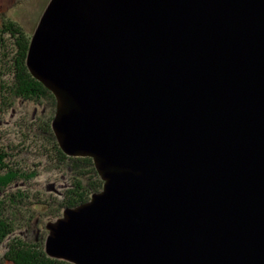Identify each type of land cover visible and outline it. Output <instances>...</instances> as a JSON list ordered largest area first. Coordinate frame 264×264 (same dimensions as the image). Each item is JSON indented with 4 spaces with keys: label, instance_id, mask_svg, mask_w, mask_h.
Masks as SVG:
<instances>
[{
    "label": "water",
    "instance_id": "1",
    "mask_svg": "<svg viewBox=\"0 0 264 264\" xmlns=\"http://www.w3.org/2000/svg\"><path fill=\"white\" fill-rule=\"evenodd\" d=\"M26 66L104 181L49 257L264 264V0H50Z\"/></svg>",
    "mask_w": 264,
    "mask_h": 264
},
{
    "label": "trees",
    "instance_id": "2",
    "mask_svg": "<svg viewBox=\"0 0 264 264\" xmlns=\"http://www.w3.org/2000/svg\"><path fill=\"white\" fill-rule=\"evenodd\" d=\"M30 40L31 37L26 36L17 23L5 18L3 13L0 14V49L8 50L9 47L13 49V55L9 60L10 77L8 81L0 83V111L7 105L14 104V102H32L36 106L45 103L49 107V112L41 113L38 119H31V121H26L19 126L22 129L20 130L21 133L19 132L21 134V136L19 134L21 138L19 141H24L25 144H31L33 147L37 146L38 148L37 143H40L42 139H47V144L51 146L50 151L56 155L55 168L62 172L64 176H67L69 180V186L63 192L61 198L55 200L52 205L51 202L48 203L54 209L55 215L50 216L51 214H48L46 217L50 216L48 219H53L64 209L75 208L89 201L92 194L102 190L104 181L96 170L93 159L88 157H69L60 149L51 130V123L56 112V99L52 92L33 78L26 68V57ZM7 149L6 147L0 148L1 194L14 181L26 176L24 173L22 176L21 173L12 168L9 163L11 158L8 160L9 155L5 152ZM7 195L8 203L16 213L13 211V218H10V214L8 217V214H5L4 200L0 202V244H3L8 237L12 236L6 245V251L2 258L12 264H72L52 259L46 254L43 234L41 235L39 227L34 237L28 235L25 239L14 235L15 231L19 229V225L16 224L15 220L19 221L22 219L21 217L25 213H27V215L25 214L26 217L28 216L30 219V216L39 213V208L37 204L32 203L30 205L34 207L30 208L28 204L29 197L25 191L21 190L10 196ZM48 205L45 206L47 207ZM42 213H44L43 210L40 215L44 216Z\"/></svg>",
    "mask_w": 264,
    "mask_h": 264
},
{
    "label": "rangeland",
    "instance_id": "3",
    "mask_svg": "<svg viewBox=\"0 0 264 264\" xmlns=\"http://www.w3.org/2000/svg\"><path fill=\"white\" fill-rule=\"evenodd\" d=\"M49 2L50 0H0V14L3 13L5 18L17 23L24 34L31 37ZM12 50L11 47L8 50L0 49V83L8 81L10 77L11 69L9 68V60L13 55ZM46 111L49 112V107L45 103L36 106L32 102H14V104L7 105L0 111V148H8L4 151L9 155L8 160L11 158L9 163L12 168L17 170L18 173H21L22 176L26 174L25 178L22 177L14 181L4 193H0V202L4 200L5 214H8V217L10 214V218H13L12 214L15 210L8 203L9 199L6 198V195L8 194L7 196H10L21 190L27 193L29 197L28 204H37L39 213L32 215L33 218L30 216L31 220L28 216L26 217L27 213L19 221L15 220L16 224L19 225V229L15 231L14 235L25 239L28 235L34 237L39 227L41 235L43 234L44 247L46 238L49 235L47 224L49 222H55L63 216V211H61L53 219H48L50 216L55 215V212H53L54 209L48 203L51 202L52 205L55 200L61 198V195L69 186V180L67 176H64L62 172L55 168L56 155L50 151L51 146L47 144V139H42L40 143L38 142V148L35 145L33 147L31 144H25L24 141H19L21 139L20 130H22L19 126L26 121H31V119H38L39 114L41 115V113ZM51 130L54 135L52 126ZM45 205L48 206L46 207ZM31 207L34 206L30 205ZM42 210L44 211L42 214L45 217L40 215ZM48 214L51 215L46 217ZM11 237H8L3 244H0V264H12L2 258L6 251V245Z\"/></svg>",
    "mask_w": 264,
    "mask_h": 264
}]
</instances>
